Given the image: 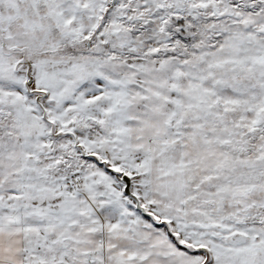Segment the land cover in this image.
<instances>
[{
	"label": "snow or ice",
	"instance_id": "1",
	"mask_svg": "<svg viewBox=\"0 0 264 264\" xmlns=\"http://www.w3.org/2000/svg\"><path fill=\"white\" fill-rule=\"evenodd\" d=\"M0 264H264V0H0Z\"/></svg>",
	"mask_w": 264,
	"mask_h": 264
}]
</instances>
